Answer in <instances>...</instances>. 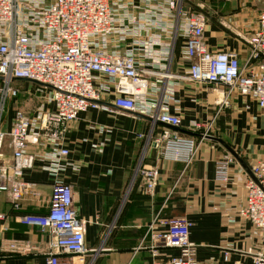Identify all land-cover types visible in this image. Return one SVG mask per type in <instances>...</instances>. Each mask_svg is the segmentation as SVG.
<instances>
[{"label":"crops","instance_id":"0c3cea01","mask_svg":"<svg viewBox=\"0 0 264 264\" xmlns=\"http://www.w3.org/2000/svg\"><path fill=\"white\" fill-rule=\"evenodd\" d=\"M167 1L154 0V4L147 5L139 0H110V4L118 18L124 13L137 15L141 9L146 18L152 17L151 12H159L154 16L158 25L149 29L145 19L149 32L143 38L149 42V37L158 36L162 50L170 51L171 55L165 63L166 70L162 71L166 76L149 80L148 98L154 101L156 113L165 109L179 117L180 126L170 128L149 117L122 112L112 105L115 93L106 81L98 85V102L102 107L81 113L67 126L65 134L64 144L69 150L65 162L71 166L58 180L71 186L73 207L86 222L85 247L94 250L83 256L62 255L68 264H152L153 261L163 264L177 252L159 249V256L153 257L150 249L154 244L147 235L148 226L154 220L179 217L191 223L189 240L197 246L199 261L205 263L206 258H212L208 264H250L255 252L247 237L248 227L236 223L237 218L231 214L244 205L245 183L250 178L215 139L228 145L249 169L252 157L242 155V149L251 154L259 149L264 155V147L258 145L264 142V110L234 95L229 108L221 109L213 120L224 89L185 77L189 62L181 54L183 38L176 34L184 20L177 15L178 9L169 11ZM178 6L182 13L199 12L205 16L202 38L208 51L235 52L240 65H244L249 55L245 41L257 28V15L264 10L263 0H178ZM120 51L124 52L123 46ZM14 83L37 85L18 80ZM16 90L17 96L5 102L0 122L2 132L9 131L15 110L22 111L21 93ZM29 92L28 89L24 94ZM35 95L40 99L39 94L35 92ZM165 100L168 103L164 106ZM209 122V136L200 139L193 132L194 123ZM165 128L181 136L198 138L197 150L189 164L164 159L154 149L151 142ZM138 134L144 137L139 139ZM28 152L35 155L33 169L24 173V180L31 188L21 202L19 213L43 214L48 208L54 180L42 170L43 150L28 146ZM10 153V149L5 151L7 159ZM225 156L231 157L229 178L220 182L216 180L215 167ZM139 167H154L158 171V184L151 195L144 192L140 177L135 176ZM0 215V264H46L50 236L18 224L5 194L0 195ZM228 218L233 222H228ZM8 243L28 246L30 255L11 252ZM223 253H228L227 261L222 260Z\"/></svg>","mask_w":264,"mask_h":264},{"label":"built area","instance_id":"2783aa9c","mask_svg":"<svg viewBox=\"0 0 264 264\" xmlns=\"http://www.w3.org/2000/svg\"><path fill=\"white\" fill-rule=\"evenodd\" d=\"M109 4L110 0H0V122L5 100L17 96L12 86L16 79L37 83L41 101L31 116L15 110L9 131L0 130V195H7L18 224L50 236L46 264H68L62 255L83 256L94 251L85 247L86 222L73 207L71 186L58 177L71 166L65 162L69 155L64 144L67 126L81 113L100 107L92 103L99 101L98 85L106 81L113 89L112 105L116 109L149 117L170 128L180 126L179 117L165 109L156 113L154 101L148 98L151 90L146 76H166L162 71L167 68L170 51L162 50L158 36L145 41L143 36L149 30L143 12L124 13L118 18ZM167 7L171 12H181L178 0H168ZM179 13L184 23L176 34L183 38L181 54L189 62L185 77L222 87L220 108L227 107L230 97L236 94L264 110V10L257 15L256 30L245 41L249 55L244 65H240L235 52L208 51L202 38L206 23L202 13ZM151 14L155 18L157 13ZM148 23L149 29L159 24L153 20ZM167 103L165 100L163 105ZM192 129L200 139L206 138L211 122L194 123ZM137 137L142 139L144 135ZM151 143L162 158L187 165L197 150L198 138L165 128ZM28 146L43 150L42 170L54 180L43 214L19 213L31 188L24 173L33 169L35 159ZM6 147L11 151L9 159ZM230 162L231 158L225 156L216 163L217 181L228 180ZM249 169L255 181H246L245 203L238 214L262 233L264 240V160ZM137 175L144 192L151 195L159 179L156 168L139 167ZM190 228L191 223L183 217L154 220L147 229L154 244L151 255L156 258L159 249H171L177 255L169 256L163 264H199L196 247L189 240ZM7 247L16 254L30 252L28 246L15 243ZM252 264H264V253L255 255Z\"/></svg>","mask_w":264,"mask_h":264},{"label":"rangeland","instance_id":"374dc122","mask_svg":"<svg viewBox=\"0 0 264 264\" xmlns=\"http://www.w3.org/2000/svg\"><path fill=\"white\" fill-rule=\"evenodd\" d=\"M133 1H138V0H133ZM139 1H142L143 3H148V1L147 0H139ZM149 3H151V4H154V0H149ZM109 6L111 7V4H109ZM111 9H112V7H111ZM113 12V11H112ZM142 12H144V10L143 9H141L140 10V13H142ZM157 13V16H158V12H156ZM147 20L148 21H151V20H153V21H155L156 23L158 22V21H156V18H152V17H148L147 18ZM149 24V23H148ZM155 49H158L157 47L155 48ZM152 70V69H151ZM151 79V76H146V81H147V83H149V80ZM12 86H14L16 89H18L19 91H20V97H21V99H22V101H20V109L25 113V114H33L34 112H35V110L36 109H38V107L41 105V102H40V99L39 98H37V96L35 95L34 96V93L36 92V87H34V86H32V85H30V84H24V83H14ZM29 89V93L31 94H24V92H27V90ZM234 95H236V94H234ZM234 95H233V97H234ZM236 96H238V95H236ZM233 97L231 96L230 97V99H229V103H228V105H227V107H222V108H220L219 106H220V104L218 105V107H217V112H216V114H215V116H214V118H213V120H215V118H216V116H217V113L219 112L218 110H219V108L220 109H222V111H224L225 109L224 108H229V106H230V103L232 102V100H233ZM239 97V96H238ZM240 98V97H239ZM7 100L9 101H11V99H6L5 100V102L7 103ZM13 100V99H12ZM249 103L251 102V103H253V104H255L256 105V103L255 102H252V101H250L249 99H246ZM257 106V105H256ZM14 108H15V106H14ZM13 108V109H14ZM244 108L247 110L248 109V107H247V105H245L244 106ZM257 108H258V106H257ZM214 129V128H213ZM263 136H264V134H263ZM264 140V139H263ZM258 145H260V146H262V147H264V142L263 143H260V144H258ZM5 151H8V149L6 148L5 149ZM257 151V152H256ZM256 151H254V154H251L248 150H246V149H242V155H245V156H251L252 157V160H250V161H252L251 162V164H250V166L251 165H253V164H255V162H257V161H263L264 160V155L261 153V151L258 149V150H256ZM142 157H143V154L141 155ZM230 157V156H229ZM231 158V157H230ZM258 158H259V160H258ZM260 158H262V159H260ZM257 160V161H256ZM135 176H136V173H135ZM228 178H229V176H228ZM244 203H245V198H244ZM244 206V205H243ZM243 206H241V207H243ZM241 207H239V208H241ZM239 208H237V209H235L233 212H231V214H233V216H235L236 218H237V222L236 223H241V224H244L245 226H247L248 227V235H247V237L251 240V247L255 250V252L253 253V255L250 257V264H252L253 263V259H254V256L255 255H257V254H261V253H264V240H263V234L262 233H260V232H257V231H255L254 230V228L250 225V223L248 222V221H246V220H244L243 218H241L240 217V215L238 214V210H239ZM228 220V222H233V219L232 218H228L227 219ZM232 225H234V224H232ZM231 225V226H232ZM195 247H196V252H197V246L195 245ZM27 255H30V254H27ZM224 255H226V256H228V253H223V257H222V260H224V261H227V259L225 260L224 259ZM196 259H197V261H198V263L199 264H208L209 262H212V258H206L205 260H207V262H203V260L202 261H199V259L197 258V256H196ZM93 262V261H92ZM88 264V263H87ZM90 264H92V263H90ZM235 264V263H234Z\"/></svg>","mask_w":264,"mask_h":264},{"label":"water","instance_id":"95a60500","mask_svg":"<svg viewBox=\"0 0 264 264\" xmlns=\"http://www.w3.org/2000/svg\"><path fill=\"white\" fill-rule=\"evenodd\" d=\"M18 81H25V80H19V79H16ZM34 83V82H32ZM34 84H37V83H34ZM92 103L96 104V105H99L101 106L102 103L98 102V101H93ZM211 139H214L212 137H210ZM227 152L228 154L233 158L235 159L241 166L242 168L245 170V172L248 174L249 178L253 181H255V179L253 178L251 172L249 171V169L246 167V165L243 163L242 159L228 146L226 145L225 143H223L221 140L219 139H215Z\"/></svg>","mask_w":264,"mask_h":264}]
</instances>
